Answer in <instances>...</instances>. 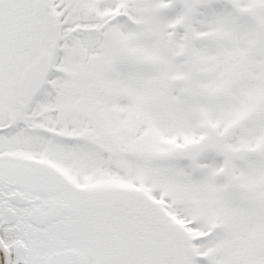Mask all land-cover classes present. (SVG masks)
Returning <instances> with one entry per match:
<instances>
[{
  "label": "snow or ice",
  "instance_id": "obj_1",
  "mask_svg": "<svg viewBox=\"0 0 264 264\" xmlns=\"http://www.w3.org/2000/svg\"><path fill=\"white\" fill-rule=\"evenodd\" d=\"M0 264H264V0H0Z\"/></svg>",
  "mask_w": 264,
  "mask_h": 264
}]
</instances>
